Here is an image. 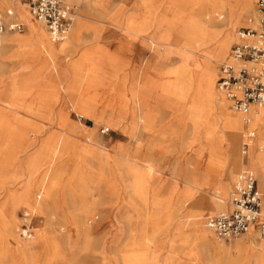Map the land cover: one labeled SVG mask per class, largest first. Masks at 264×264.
I'll list each match as a JSON object with an SVG mask.
<instances>
[{
  "label": "rangeland",
  "instance_id": "374dc122",
  "mask_svg": "<svg viewBox=\"0 0 264 264\" xmlns=\"http://www.w3.org/2000/svg\"><path fill=\"white\" fill-rule=\"evenodd\" d=\"M65 1L77 6V15L67 36L56 44L69 38L78 20L84 26L76 50L66 48L57 65L36 45V37L28 35L29 22L46 27L31 17L24 1L4 0L0 6V12L11 9L24 24L21 37L12 46L4 44V63L0 62V118L4 125L0 126V151L4 155L15 153L14 133L22 127L26 128L24 147L28 150L17 158V164L13 160L4 167L0 189V264H231V259L237 264H252L251 250L241 257L233 246L250 237L254 250H258L264 238L242 235L223 239L213 232L209 239L200 237L205 217L217 213H209L210 199L226 207L232 184L244 166L234 169L229 190L223 189L220 174L228 148L226 139L218 143L216 138L223 133L221 121L214 110L207 111L198 105L197 110L208 117L211 127L195 126L187 115L193 102L176 95L171 87L179 75L183 53H187L191 68L196 69L194 77L201 76L207 54L216 53L211 42L198 52L181 49L177 39L185 32L169 31L165 24L169 0H108L105 8L98 11H86L84 0ZM240 1L243 0L230 2ZM255 1L251 0L235 25L226 52L215 60L216 77L219 64L238 41L237 32L253 25ZM217 2L181 0L184 7L176 27H182L190 13L204 21V8ZM224 16L228 20L225 13ZM160 25V35H169V42L149 49L145 36L159 35L156 29ZM226 25L222 21L215 28ZM137 33L142 36H136ZM10 49L17 52L11 56ZM110 57L114 61H109ZM143 70L148 86L142 91L151 103L140 118L139 112L130 114L115 107L120 101L128 107L133 104L137 88L134 80L139 79ZM162 89H169V94H163ZM220 96L228 112L244 114L232 110L225 97ZM249 120L248 124L242 120V129L236 133L238 156L246 160L241 154V143L248 131L254 130L257 145L249 148L248 155L264 158V119ZM209 130L214 138L204 139V132ZM47 137L51 139L49 150L65 149L60 150L63 154L57 175L52 178L48 174L42 181L46 163L29 178L21 159L41 151ZM81 147L88 148V152ZM51 151L46 158L51 157ZM122 155L149 160L158 172L147 177L140 175L134 192L133 174L122 164ZM211 156L218 161L211 160ZM248 164L261 179L264 210V178L249 160ZM145 165L143 160L134 166L142 171ZM73 170L78 175L82 172L83 180L74 178ZM41 182L50 185V199L41 193L37 199L42 208L31 210L29 206L36 200ZM24 187L30 193L28 203L17 200ZM216 241L225 249L217 248Z\"/></svg>",
  "mask_w": 264,
  "mask_h": 264
},
{
  "label": "bare ground",
  "instance_id": "6f19581e",
  "mask_svg": "<svg viewBox=\"0 0 264 264\" xmlns=\"http://www.w3.org/2000/svg\"><path fill=\"white\" fill-rule=\"evenodd\" d=\"M87 1H91V2H86V0H84V7L83 8L86 11H93V10L98 11L99 9L105 8L106 4L108 3V0H95V1L87 0ZM169 1H170V4L168 5V8H167V12H166L167 18L165 19V24L168 26L167 30H169V31H173V30L178 29V30H183L185 32L184 35H178L177 43L179 44L180 48L187 50L188 52H195L196 50L198 52V50L201 46H204V45L206 46V44L211 42V44L213 45V49L216 52L215 56L213 55V53L211 51H209V53L207 54V57L204 56L207 58L205 61V68H204L201 76H196V77H198L197 79L194 77V74H195L194 70H196V69L191 68V66L188 62L189 59H187V55H186L187 53L186 54L183 53V56H182L183 58L180 60L181 66H180L179 75H176V77L173 80L174 84H172L171 87L174 89L176 95L178 94L179 97L186 98V99L191 100L193 102L192 104H194V105L189 106L187 115L189 116L190 121L195 126H198V128L209 127V126L211 127V124H209V122L207 123L208 117L204 116L201 113V111L197 110L198 105L199 106L203 105L205 107V109H207V111L214 110L218 119L221 121L223 133L221 134V136L216 137V138L218 139V143H219V141L222 142V140L226 139L227 148H228L227 149V156H226V158L223 159L225 161V164H224L222 173L220 174L222 176L221 185H222L223 189L229 190V185H230V182L232 179V174H233L234 169L243 164L242 163L243 160L238 156V153H237L238 139H237L236 133L242 129V120L244 119L245 116H247L248 118H253L255 120H259L262 117L264 119V109H259V108H264V107L252 106L251 109L249 110V112L246 114H234V113L228 112L223 107L222 98L220 96L219 91L216 88L215 83H216L217 77H216V69L214 66V62H215V60L218 59V57H221L226 52V49H228L229 43L232 40L233 29H234L235 25L241 20L242 15L248 9V7L251 3V0H243V1L235 2V3L230 2L231 0H219V2H217V3H211L206 8H204V10H206V11L202 12L203 13L202 15L205 17L204 21L202 20L201 16H198V17L192 16L191 17L192 14L190 13L189 17L186 18V21L184 20V22L182 23V27L178 26V28L176 27L177 17L180 16V14L182 13L184 5L181 3V0H169ZM3 3H4V0H0V6ZM198 9L201 10L202 5H200V8H198ZM81 10H83V9H81ZM120 10H121V12L125 11L124 8H120ZM194 10H196V8H194ZM224 13L228 17V20L225 18H222L224 16ZM187 20L190 21V23H191L189 26L186 24L188 22ZM222 21L227 22V25L224 27H221V29L215 28ZM151 25H153V24L151 23ZM83 26H84V22L82 20H78L75 27H74V30H72V32L70 33V36H68L69 38L67 40H65L64 42H61L60 44H56L55 41L52 40V38L50 37V35L48 33V30H47V33H48V35H47L44 27L34 26L33 23L31 24L30 22H29L30 29L28 31V35H33L36 37V40H37L36 45L40 48V50H43L47 55H49V57L52 58V60L54 61V65H57L59 63V61L62 59V56L65 55L64 51L66 48L71 47L73 51L76 50V48H77V46L81 40L80 35H82V33L80 32V30L81 29L83 30ZM161 29H162V25H160L156 29V31H159V35L145 36V40H146L145 45L149 49L153 48L155 46H158L160 44H164L166 42H169V37H168L169 35H160L162 33ZM25 34H26V32H25ZM140 34L141 33H137L136 36H142ZM21 35L22 34H20V33L19 34H6V36L4 37V44L7 43L9 46H12L13 43L15 42V40H18L21 37ZM0 54H1V51H0ZM114 59L112 57H110L108 60L114 61ZM192 63H193V61H192ZM140 72L141 73L139 75V79L134 80V82H136L137 88H136L135 93L133 92V94H134V99L132 102L133 104L130 107H128V105L123 104V102L120 101V103H119L120 106L118 104V106L115 107V109L118 108L119 111H124V112L129 111L130 114H135V113L137 114L139 112V117L141 118V117H143V114L146 113L149 102L151 103V101H150L149 97L144 96L143 91H142L144 89V87L148 86L146 83V79H145L146 78V71L143 70ZM168 90L169 89H167V90L162 89L161 92L163 94H169ZM175 102H176L175 104L177 105V101H175ZM255 107H257L258 109ZM2 110L3 109L1 108L0 112ZM148 110L150 111L151 109H148ZM115 113H116V111H113V114H115ZM116 117L117 118L119 117V119L123 118L122 115L121 116L117 115ZM2 122H3V120L0 118V126H4V125H2ZM119 122H120V120H119ZM28 124L31 125L32 123L30 122ZM25 130H26V128L22 127V130L14 133V142H15L14 145L16 146L15 153L4 155V151H0V189H2V187H3V185H2L3 181H4L3 178L5 177L4 176V167L11 165L10 161H13V160H15L14 162H16V164H17V160H18L17 158L19 156L25 154L28 151L26 149L27 146L24 147V145H25L24 143L27 140V137L25 135ZM204 134H205L204 139L214 138V136H212L210 134V130L204 132ZM39 135H40V133H39ZM50 142H51L50 137H47L46 139L44 138L43 147H42L41 151H38V152L35 151L30 156L25 158L24 160L21 159V161H23L22 165L26 169L29 178H32L34 176V174L37 172L38 168L41 167V165L46 164V163L48 164V167L45 170V172L43 173V180L42 181L45 180V178L47 177L48 174L52 178L56 177L57 172H58L57 171V165H58V162L60 161V158L63 154L62 151H64L65 149H63V148H57L56 149L55 148L52 152L51 150H49L50 145H48V144ZM256 145H257V143H255V140L253 138H250V145H249L250 147L249 148H254V147H256ZM61 149H62V151H60ZM87 149H86V147H81V150H83V151H86ZM118 149L120 150V148H118ZM88 150H87V152H88ZM49 151L52 152L51 157L46 158L47 153ZM78 152H80V151H78ZM71 154H72V157L74 160L77 159V157L75 156L76 155L75 152H73ZM117 156H119V155H117ZM143 160H144V162H146L145 168L142 171H139L138 168L135 167L134 165L136 163H143ZM211 160H213L214 162L218 161L217 159H215L212 156H211ZM248 160L252 164H254V167L255 166L257 167V171H258L259 175H261V177L264 178V158L261 155L255 156L253 153H250L248 155ZM121 162L123 165H126L128 170L133 174V180L132 181L135 184V191L134 192H136L138 185L140 184V175L143 174V176L147 177V176H150L151 174H153L154 172H158V169L156 168L155 163H153L149 160H146L144 158L136 159L132 155H122ZM74 169H76V168H74ZM76 170H78V169H76ZM76 170L72 171V175L75 174V175H73V177L74 178L76 177L77 180H79V181L83 180L84 174L82 175V172H81V174L78 175V172ZM80 176H82L83 178ZM87 176H88V174H87ZM176 180H177V177H176ZM184 181H185V184H188V181H186V180H184ZM43 183L44 182H41V185L40 186L38 185L39 188H37L38 190L35 194L36 200L33 201L34 203L31 204V206H29L30 208L32 207L31 210H33V209L39 210L40 208H42V206H43L42 203H40L37 199V198L41 197V193L44 194V196H45L44 198L50 199L51 187H50V185L44 186ZM72 184H70V185H72ZM115 189H116V187H115ZM112 190H113V188H112ZM28 191L29 190L26 187H24L18 193V195H17L18 202L28 203V200L30 199V197H29L30 193L28 194ZM229 196H230V194H229ZM209 204L211 207V210L209 213H214V212H218L221 210H225V209H228V207H229V203H227L226 207H225V205H223L224 203L221 205L220 202H217L213 198L210 199ZM12 218L13 217H11V219ZM2 219H4V218H2ZM201 224H202V221H201ZM202 226L204 228L202 227L203 229H201V231H200V233H201L200 237L202 239H204V238L209 239L210 234H212V230L209 229L206 226V224L205 225L203 224ZM252 239L253 238L247 237L242 242L236 243L233 247H235L237 249V251L239 252L241 257L244 256L246 251L251 250L252 253H254V255L251 256V257H253V263L252 264H264V242H262L258 245V250H254V248L252 246V245H254V242L252 241ZM212 240H213V237H212ZM215 246L217 248L225 249L223 244L221 242H218V241L215 242ZM227 262H229V261H227ZM207 263H208V261H207ZM230 263L231 264H237L234 262L233 259L230 260Z\"/></svg>",
  "mask_w": 264,
  "mask_h": 264
},
{
  "label": "built area",
  "instance_id": "2783aa9c",
  "mask_svg": "<svg viewBox=\"0 0 264 264\" xmlns=\"http://www.w3.org/2000/svg\"><path fill=\"white\" fill-rule=\"evenodd\" d=\"M29 13L46 26L52 40L60 41L67 36L77 7L65 0H23ZM253 25L238 32L229 54L219 64L216 88L235 112L248 113L252 106L264 107V0L255 1ZM10 19L6 21L5 17ZM252 20V19H251ZM24 24L11 9L0 12V43L4 32H22ZM244 123L249 122L247 116ZM255 132L248 131L241 143V153L249 150L250 138ZM228 203L230 210L207 215L206 226L219 238L244 235L256 228L264 238L263 194L257 186L253 170L243 169L235 180Z\"/></svg>",
  "mask_w": 264,
  "mask_h": 264
},
{
  "label": "crops",
  "instance_id": "0c3cea01",
  "mask_svg": "<svg viewBox=\"0 0 264 264\" xmlns=\"http://www.w3.org/2000/svg\"><path fill=\"white\" fill-rule=\"evenodd\" d=\"M67 2V1H66ZM69 3V2H68ZM69 4H71V5H75V4H73V3H69ZM76 6V5H75ZM77 7V6H76ZM29 12V11H28ZM1 13H4V12H1ZM4 14H6V12L4 13ZM30 14V13H29ZM31 15V14H30ZM31 17H33L32 15H31ZM34 18V17H33ZM5 19H6V21L7 20H9L10 19V17L9 16H6L5 17ZM35 19V18H34ZM36 20V19H35ZM41 22V21H40ZM23 23V22H22ZM42 23V22H41ZM72 23H73V21H72ZM72 23H71V25H72ZM43 24V23H42ZM43 26H45L44 24H43ZM46 27V26H45ZM246 27H248V26H246ZM246 27H242L239 31H241V30H243L244 28H246ZM70 28H71V26H70ZM45 30H46V32H47V29L45 28ZM23 31H24V28H23ZM22 31V32H23ZM238 31V32H239ZM11 32H13V31H6V32H4V34L2 35V38H1V43H0V51H1V54H0V62L2 63H4V60H3V58L2 57H4V37L6 36V34H8V33H11ZM80 32L83 34V30L81 29L80 30ZM238 32H237V36H238ZM15 33H21V32H15ZM96 32H94V33H92V34H95ZM81 37H82V35H81ZM238 38V40H239V37H237ZM63 40V39H62ZM62 40H60V41H62ZM60 41H56V42H60ZM55 42V43H56ZM237 42V41H236ZM234 44V43H233ZM232 44V45H233ZM232 45H231V47H232ZM231 47H230V49H229V52H230V50H231ZM10 50H12V53H11V56H13L14 54V52H17V51H15V49H10ZM229 52L227 53V55L229 54ZM7 55V54H6ZM10 55V54H9ZM9 57V56H8ZM245 124H248V123H245ZM249 131H252V130H249ZM254 131V130H253ZM255 132V131H254ZM249 152V151H248ZM248 152H247V154L246 155H244V154H242V156L243 157H246V160H243L242 161V163H243V166H244V168L243 169H245V168H249V169H251V170H253L251 167H250V165L248 164ZM242 169V170H243ZM241 170V171H242ZM240 171V172H241ZM239 172V173H240ZM253 172H254V170H253ZM239 173L237 174V176H236V178H235V180L237 179V177H238V175H239ZM254 174L256 175V173L254 172ZM256 178H257V186H258V188L260 189L261 188V186H260V181H261V179H260V177L258 176V175H256ZM235 180H234V182H235ZM234 182H233V184H234ZM233 184H232V187H233ZM232 190V189H231ZM262 190V189H261ZM231 192V191H230ZM231 209V206H230V204H229V207H228V209H225V210H221V211H227V210H230ZM218 212H220V211H218ZM217 212V213H218ZM215 214V213H214ZM244 235H246V237L247 236H254L255 238H259V239H261L260 237H259V235H258V232L256 231V228H254V229H252L250 232H248V233H246V234H244ZM242 236V235H241ZM238 237H240V236H238ZM232 238H234V237H232ZM223 239H230V238H223ZM263 239V238H262Z\"/></svg>",
  "mask_w": 264,
  "mask_h": 264
}]
</instances>
